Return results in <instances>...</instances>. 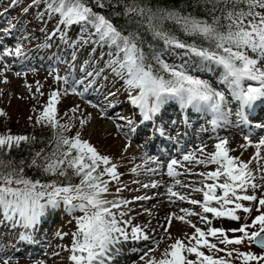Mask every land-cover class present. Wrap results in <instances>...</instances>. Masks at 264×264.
<instances>
[{"label": "snow or ice", "instance_id": "obj_1", "mask_svg": "<svg viewBox=\"0 0 264 264\" xmlns=\"http://www.w3.org/2000/svg\"><path fill=\"white\" fill-rule=\"evenodd\" d=\"M41 2L45 4L47 14L59 15L58 25L65 29L79 26L81 32L87 33L85 43L109 47L111 59L107 66L124 79L132 104L140 108L145 120H151L166 101L175 100L184 108L211 114L210 123L215 130L222 123H227L232 115L228 94L239 102L235 115L242 124L248 123L246 109L264 99V0H189L193 11L176 7L141 6L138 0H133L130 6H126L125 15L139 17L135 22L140 26L146 23V30L152 37L163 41L162 49L150 47L147 51L143 47L145 40L139 28L126 33L114 25L110 16L95 10L109 7L111 0H33L34 4ZM200 8L206 18L196 14ZM166 23L174 28L166 27ZM176 31L193 38L192 42L181 39ZM57 34L65 39L60 27L52 31L49 39ZM174 54L180 55L179 63H169L162 58ZM23 55L19 43L14 49L3 48L0 51V62H4L0 68V77H5V73L12 70V65L6 62L7 57L19 58ZM209 70H220L218 83L225 86L227 94L200 77L199 73ZM100 74L88 72L84 79H72L71 83L68 76L56 75L54 79L70 85V93L83 98L85 92L94 87L91 78L99 77ZM16 75L21 73L17 72ZM3 82H8L6 77ZM77 85H83V91H79ZM40 87L37 82L36 91L43 95ZM134 91L138 94L132 95ZM68 93L69 89L65 88L64 94ZM112 95L114 93L108 94L109 97ZM60 97L61 92L53 90L47 105L36 117L37 125H46L53 130L50 141L41 148L31 149V145L38 142L35 136L10 132L0 135V206L6 213H18L26 225L34 223L49 205L59 207L63 203L73 212L78 210L82 215L77 218V231L72 233L69 259L73 264H109L116 254L115 246L119 243L148 241L151 237L142 226L133 225L131 218L125 219L128 213L120 209L128 201L107 198L111 195L108 187L110 181L104 177L117 180V165L83 139L79 131L65 135L70 128L58 119L57 104ZM92 106L99 107L97 104ZM70 111L77 113L79 106ZM0 115L4 113L0 111ZM83 116L81 114L79 119L81 126L88 122ZM245 140L252 145L249 136H245ZM228 143L226 138H219L213 152H206V145L200 146L197 151L202 158L195 157L192 152L183 155V162L189 165L194 162L199 165H217L214 171L195 173L203 177L200 181L203 187H194L192 183L180 179L181 176L192 174L190 168L184 172L177 170L178 167H184L181 160L172 158L167 161L166 175L174 184L165 185L166 195L172 202H175L172 198H176L193 206L198 205L201 212L188 208H181V211L188 217H199L205 222L206 230L186 220L185 216L170 214L165 232L171 227L173 219L190 223L194 232L190 236L185 234L187 243L176 239L161 253V258L149 256L146 264H233L235 260H241L242 264H264V184L255 182L256 176L250 169L252 160L260 158L264 138L253 145L257 151L252 160L247 162L230 155L232 149L227 147ZM24 146L29 147L30 160L26 162L21 159L17 166L10 153L22 150ZM5 156L9 158L5 159ZM149 160L164 167L157 157H149ZM101 165L104 167L101 168ZM25 166L35 167L43 175L55 179L51 182L33 180L24 174ZM146 170L155 173L159 169L149 167ZM132 171L137 170L133 168ZM258 171L262 173L260 179L264 180V167ZM73 177L78 178L77 183L72 182ZM160 186L157 181L142 185L144 188ZM174 188L202 192L203 201L190 199L188 195L174 191ZM217 189L222 194H217ZM249 189L252 194H248ZM258 191L259 195L256 194ZM135 199L142 201L149 197L137 196ZM213 202L217 206H213ZM243 202L258 204L256 211L259 214L252 218L251 224L244 223L239 228L228 230L241 235L230 238L224 228L211 226L212 220L206 214L240 221L247 219L238 214V211H242L250 217L253 208ZM209 237L217 238L218 243L210 242ZM159 242L154 243L158 245ZM245 242L258 246L261 253L226 247ZM202 249H207L211 254H206ZM155 250L152 248L149 251ZM185 253L194 255L195 259H189ZM217 253L225 255L217 257ZM143 259L144 256L141 257ZM4 264H9L7 259Z\"/></svg>", "mask_w": 264, "mask_h": 264}, {"label": "rangeland", "instance_id": "obj_2", "mask_svg": "<svg viewBox=\"0 0 264 264\" xmlns=\"http://www.w3.org/2000/svg\"><path fill=\"white\" fill-rule=\"evenodd\" d=\"M32 1L33 0H21V2L24 3V7L23 9H21V11H16L13 9L8 10L7 12V10L5 9L7 8V5L10 3V1L6 4L5 0H0V18H5L7 17L8 13H10V15L14 17L13 21L15 19H18V25L16 26V30L18 29V31H16V35L21 37L19 40H16L13 45H11V48H15V46L19 43L22 45V52L24 53L22 57H13L12 60L10 57L6 58V62L12 65V70L5 73V77L8 81L7 83L3 82L5 77H0V111L4 113V115H0V128L2 127L1 125L4 124L5 126L10 127L11 130L22 131V133H25L28 128H30L33 124H36V117L40 115V113L43 111L44 106L47 105L49 94L53 90H59L61 92V97L57 104L58 119L61 123L68 124L70 128V131L65 133V135H72L74 131H79L82 135V138L88 140L94 147H96L100 154L110 157L111 162L117 165L119 178L117 180H111V178L108 176L104 177V179H108L110 181L108 187L111 195H108L107 198H123L127 193V189H124L127 185V174L128 172H133L131 168H128L127 163L133 161V157H129L127 154V150L124 149L123 141H125L126 138L122 140L120 139V137H123V133H121L123 129H132L131 131H133L135 125H137V123L139 122L138 119H140V115L139 112L137 113L138 106L132 104L129 96V90L127 89L124 79L116 75L111 70V68L107 66L108 61L111 59V57L109 56L110 49L107 45L101 47L91 42L85 43L84 41L88 39V35L87 33L81 32L79 30V26H73L66 29L63 28L62 25H58V21L60 19L58 14L56 16H51L46 13V6L43 2L34 4ZM19 5L22 6V4ZM56 27H60L62 29L63 33L65 34V39H61L60 34H57L56 36L49 39V35ZM25 50L26 52H24ZM162 58H164L169 63L173 61L179 63L181 59L179 54L170 56L164 55ZM24 59H28L29 62L21 63V61ZM14 63H17L16 67L13 66ZM3 64V62H0V68L3 67ZM74 69L78 70V72L81 70L82 72L80 74L74 73ZM17 72H20L21 75L17 76ZM88 72L101 73L99 77L91 78L93 79L94 87L89 88V91H96L101 96L106 95L108 97V99H105L103 103H97L99 107H95L94 112L96 111L98 113H102L107 109L108 106L112 105L113 110H116L118 107L119 108L117 110H121L118 112L115 111V113L113 114L114 116L109 119V122L115 128H112L111 126L108 128L98 125L94 126L90 122L91 119H89L85 126H81L79 124V119L81 118L82 113L81 108L83 107L82 105L88 103L89 100L85 99V97L81 98L78 95H69L70 89L68 94H64L65 88L63 86L65 84H63L62 82H57L54 79L56 75H59L68 76L69 78L73 77V79L75 80H81L86 77ZM207 72L213 73L216 76L217 74H219L218 71L211 70L201 73ZM201 78L207 80L203 76H201ZM208 80L212 82V80ZM37 82H39V85L41 86L40 91L43 93V95H41L40 92L36 91ZM117 83H121V87L118 90H114L116 89L115 84L117 85ZM29 85L31 86V88H29ZM79 87H81V91H83V87ZM123 89H125L128 93H126V95H121L122 97L119 96L118 99V95L121 91H123ZM109 93H114V95L109 97ZM136 94H138V92H132V95ZM80 98L82 101L80 100ZM238 104V101L234 103V105L229 104V108L232 109V113L234 115L235 109L238 107ZM77 106H79V111L73 114L70 109L76 108ZM182 108L183 107L181 106L180 115L182 117V120L188 123L190 120L186 119L185 116H183ZM263 115L264 114L259 113L258 117L254 116L258 119L256 122L260 124H245L248 127V130H250V125L256 126L258 128L259 132L254 133L256 134L254 136L264 135ZM129 121L131 123H129ZM229 124L233 125V127L237 126L234 125L233 121H229ZM257 125L260 126L258 127ZM147 132L149 131L147 130ZM153 132L155 133V135L159 134V132L157 131ZM162 132H164L165 135V131L162 130ZM238 132L239 131L238 129H236V127L234 130L230 131V133H236L241 136L243 135L244 137L245 132ZM166 135H168V138H170V140H173L172 136L169 135V133L166 132ZM143 137L144 136L141 137L140 141H132V146L135 149L141 150L144 148L147 140H143ZM177 138V142L181 143V140L179 139L180 136H177ZM260 138L262 137L251 139V141L255 140L254 142L256 143ZM216 141H218V139ZM247 142L248 141H245L241 138L237 139L234 142V146L235 148L238 147V152H241L242 154H234L232 156L240 157L242 160L244 159L243 161L245 162H247V159L250 158L251 154H254V157L257 151L253 146L255 143L252 141V145H247ZM158 145L160 146L162 152L165 153L167 151V149H165L166 147L164 148L165 145ZM214 150L215 149H212L211 151L213 152ZM147 152L154 153L149 150H147ZM184 154H186V151L183 153V155ZM260 156H264V149H261ZM195 157L202 158V156L198 155H196ZM135 158H138V160L142 161L138 155H136ZM157 158L162 162L161 157ZM256 161L258 163L256 162L254 165H250V169L256 176L255 182H261V184H264V180L260 179L262 173L258 171V169L264 167V157H262L261 159L259 158ZM154 164L155 165L153 166L155 167L158 165L156 163ZM159 166L160 165H158V167ZM103 167L104 165H101V168ZM215 169L216 167L214 166V164L195 165V167L191 169V172L193 174L194 172H209L214 171ZM140 176L141 175H139V177ZM139 177L135 176L133 179L137 180ZM158 178L160 177H157L156 179ZM180 179H182V181L184 182H187L188 180V178ZM198 179L201 181L203 180V177H199ZM149 182H152V178L149 176H144V179L141 181V186L146 183L150 184ZM205 183L208 182L205 181ZM117 189H120V191H117ZM174 191H176V189ZM190 192V189H186V192L181 191L182 194L188 195L190 199H194V194L191 195ZM217 194H222L221 190H218ZM248 194H252L251 189H249ZM256 194L258 195V193ZM135 197H137V195L132 194L130 198L125 197V199H118L117 201H129L130 199L134 201L136 200ZM200 201L202 202L203 199ZM243 203L246 206H252L253 211L250 217L248 216V214H245L242 211H238V214L243 217H247V219L232 221L227 218L218 219L214 217L216 224L212 227L224 228L230 238L234 235H241L240 233L233 234L228 230L239 228L244 223L251 224L252 218L259 214L256 211L258 204H255L254 202ZM142 204L143 203H140L139 205ZM128 206L132 205L128 204ZM180 206L177 207L174 205L170 207L169 210L181 211V208H188L189 204L183 205L182 207ZM213 206H217L215 205V202H213ZM1 207L2 206H0V208ZM198 208L196 209L189 206L188 209L195 212H201L199 206ZM61 209L64 210V212L60 213ZM65 210L67 211V213ZM113 211L116 210L114 209ZM126 212L128 213V217L131 216L134 222L141 224L145 223V219L141 218V216L139 215H136L135 211L130 210V212ZM80 215H82L81 212H79L78 210L73 212L69 210L67 206L63 205V203H61L59 207H52L49 205L45 208L44 212L37 218L34 223L26 225L23 221V218L20 217L18 213L0 212V219H10L9 227L0 228V236L2 235L0 246L6 248L4 253L0 254V264H4L5 259L8 260L9 264H73V262L69 259L71 255L70 249L73 239L72 233L77 231V218ZM184 216L186 220H189L191 221V223H195L198 226V223L196 221H192V219H190L186 215ZM164 228L165 226L163 227L162 235L159 238L162 247H156L155 245L153 246L152 244H150L146 246L144 250L140 252V254H136L130 259L128 258L125 264H146L149 256L159 259L161 258V253L165 249H167L171 243H174L176 239L184 240L185 243H187L185 234L190 236L194 232V229L191 227L190 223L182 222L179 220L176 224L171 225L166 234ZM251 230L253 229H250L249 231ZM24 235H26L27 237L35 236L38 241H42V247L38 250H35V255L31 253V257L27 256L30 255L29 251L33 249H30L29 251L25 250L22 253L9 254V250H16V248L19 246L20 240L23 239L22 236ZM217 241L218 240L216 239V241L212 243H218ZM137 244L139 245V241L136 242V245ZM219 246L225 247L224 245ZM154 247L156 249L155 251H149ZM226 247L229 249L238 248L242 252L251 251L257 254L261 253V249L258 246L254 244L249 245L247 242L242 245H228ZM117 248L118 246H116V249ZM202 250L205 251L206 254H211L207 249ZM136 253H139V250ZM145 253H148V255H145ZM185 255H187L189 259H195V256L192 254L185 253ZM216 255L217 257H219L225 255V253H217ZM142 256H144L143 260H141ZM113 259L114 258L109 261V264L116 263V260ZM233 264H242V261L235 260ZM250 264H256V262H250Z\"/></svg>", "mask_w": 264, "mask_h": 264}, {"label": "bare ground", "instance_id": "obj_3", "mask_svg": "<svg viewBox=\"0 0 264 264\" xmlns=\"http://www.w3.org/2000/svg\"><path fill=\"white\" fill-rule=\"evenodd\" d=\"M28 62H29L28 59H24L22 61V63H28ZM16 64L17 63H14L13 66L16 67L17 66ZM217 71L219 73V74H217V76L213 73H210V72L199 73V75H200V77L201 76L205 77L207 80L208 79L212 80V82L209 80L208 81L210 83H212L214 87H218V89L224 90L227 94V89H225V86L218 83L219 79H220V70H217ZM77 72H78V70L74 69V73H77ZM72 79H73V77H70V82ZM79 86L83 87V85H79ZM63 87L66 88V85H64ZM120 87H121V83L120 84L117 83V85L115 84L116 89H114V90H118V89H120ZM126 93H128V92L125 89H123V91H121L119 93L118 99H119V96L122 97L121 95H126ZM69 95H74V94L69 93ZM84 97H85V99L89 100V102L82 105L83 107L81 108V110H82L81 114H84L83 118L86 119L87 121H89V115H90V119H91L90 122L92 123V125L104 126L107 128L111 126L112 128H115L109 122V119L114 116L113 114L115 113V111H117V112L121 111V110H117L119 107L116 110H113L112 109L113 105H112V106H108L107 109L104 110L102 113H98L96 111L94 112L95 107H93L92 105L97 104V103H99V104L103 103L105 101V97H107V96L106 95L101 96L96 91L91 92L88 90L87 92H85ZM81 98H80V100H81ZM228 99L230 101V103H229L230 105H234V103L237 102L234 99H232L230 94H228ZM101 105H103V104H101ZM178 107H179V109L181 108V105L179 104V102H177L175 100H168L164 104L161 105L159 112L156 113L151 120H145L143 118L142 111L138 107V112L140 115L139 121H141V123L135 125V128L133 129V131H131L132 129L131 130L123 129L121 131V133H123V137H120V139L123 140L126 138L125 141H123L124 149L127 150V154L129 157L130 156L133 157V161L128 162L127 166H128V168H131V169L136 168L137 171L136 172H128L127 180H126L127 185L124 188V189H127L126 190L127 193H126V195H124L123 198H108V199L118 200V199H125V197L130 198L132 194H135L137 196L148 195L149 199L142 200V201H140V200H134L133 201L130 199L127 204L121 206L120 210L121 211H128V212H130V210L135 211L136 215H139V216H141V218H144L145 223L141 224V223L134 222L132 220V217L130 216L133 225L142 226L144 231L150 235L151 239L148 241L140 240L139 245L138 244L136 245L137 241H135V242L129 241V242H124V243H119L118 245H116V246H118V248H117L116 254L113 257L116 260L115 264H125V262L127 261L128 258L130 259L131 257H134L136 254H140V252H142L144 250V248L150 244H152L153 246L155 245L156 247L157 246L162 247V244L160 242L158 245L155 244L154 242L159 241V238L163 232V227L166 226V224H167V217L170 214H175V215H180V216L186 215L182 211H176V210L170 211L169 210L170 207H172L174 205L178 207L180 205L183 206V205H186L189 203H187L186 201L176 200V198H172V200L175 201V202H172L169 200L168 196L166 195V186L165 185L174 184V181L171 178L167 177V175H166V163L168 160H170L172 158H176V159L181 160V162L184 164V167L183 168L178 167L177 170L184 172L188 168L192 169L195 167V165H199V164H196L195 162L191 165L187 164V162H183L182 158H183V153L185 151H186V154L188 153V150H189V152H192L194 154V156H196V155L201 156V153L197 151V149L200 146L206 145L205 150H206V152H208V151H211L212 149H214L215 143L218 142V141H216L217 139L226 138L229 141L227 147L232 149V151L229 154L230 155L242 154L241 152L240 153L238 152L239 148L238 147L235 148V146H234V142L237 139L241 138V139L245 140V136H249L250 139H257L259 137L264 138V135L254 136V135H256L254 133L259 132L258 128L256 126L250 125V130H248V127L245 124L240 123L238 121V118L236 117V115H234L233 113L231 116H229L227 123H222L219 127H216L215 130H213V126L210 123V121L212 119L211 114L200 113V112H197L191 108H184V110H183L184 115L186 118H188L190 120L187 123V122L180 120ZM105 113H106V115H105ZM259 113L264 114V99H261V100L255 102L251 108L246 109V115L248 116V123L249 124H252V123L253 124H255V123L260 124L258 122H255L257 120L249 118L251 116L258 117ZM261 118H262V116H261ZM186 121H188V120H186ZM229 121H233L234 125H237V126L233 127V125L229 124ZM235 127H236V129H238V131H239L238 133L245 132L244 137H243V135L241 136V135L236 134V133H230V131L234 130ZM144 130H146V131H144ZM147 130L149 132H147ZM162 130L165 131V135H164V132H162ZM153 131H157V132H159V134L155 135V133ZM166 132L172 136L173 140H170V138H168V135H166ZM142 133H145V134H142ZM142 136H144L143 140H145V139L147 140L146 144L144 145V148L141 150L135 149L132 146L133 145L132 141L133 140L140 141ZM177 136H180L179 139L181 140V143L177 142V139H178ZM252 141L254 142L255 140H252ZM158 144L165 145L164 148L166 147L165 149H167V151L165 153L162 152V150L160 149V146ZM247 145H249L248 142H247ZM129 146H131V147H129ZM147 150L152 151L154 153H148ZM136 155H138L142 161L138 160V158L136 159L135 158ZM253 155L254 154H251L250 158L247 159V161L252 160ZM154 156L162 158V162H163L164 167H161V166L158 167V165L156 167L153 166L155 164L149 160V157H154ZM262 157H264V156H260V159ZM256 162H257L256 160H252V163L250 165L252 166ZM214 166L217 167V165H214ZM149 167L158 168L159 170L155 173H149L146 170ZM201 172H204V171H201ZM195 173L196 172H194L191 175L181 176L180 178H188L187 183H192L194 187H203V185L200 183V180L198 179L201 176L195 175ZM139 175H141V176L139 177ZM135 176H138L139 178L137 180H134L133 178ZM144 176L151 177L152 182L157 181L160 183L161 186L157 187V188H151V187L144 188V187H142L141 181L144 179ZM157 177H160V178L156 179ZM207 182L213 183V181H207ZM149 183L151 184V182H149ZM257 184H261V182H259ZM175 189L180 191V192L181 191L186 192V189L174 188V190ZM218 190L219 189H217V191ZM257 193H258V195L260 194L259 191ZM190 194L191 195L194 194V199H197V200L203 199L202 193H197V192L194 193L191 191ZM140 203H143V204L139 205ZM128 204H131L132 206H128ZM182 206H180V207H182ZM189 206L194 207L196 209L198 208V206H193L191 204H189ZM189 206H188V208H189ZM62 212H64V210L61 209L60 213H62ZM66 213H67V211H66ZM206 215L208 216L209 219L212 220L211 226H214L216 224V222H215L212 214H206ZM130 217L127 216V217H125V219L130 218ZM189 218L192 219V221L193 220L196 221L198 223V227H201L202 229L206 230L205 222L200 220L199 217L191 216ZM9 220L1 218L0 219V228L9 227V224H10ZM177 221L178 220L173 219L171 225L176 224ZM3 226H6V227H3ZM128 227L130 228V226H128ZM165 234H166V232H165ZM216 239L217 238L209 237L210 242H215ZM33 250H35L34 247H33ZM138 250H139V253H136Z\"/></svg>", "mask_w": 264, "mask_h": 264}, {"label": "trees", "instance_id": "obj_4", "mask_svg": "<svg viewBox=\"0 0 264 264\" xmlns=\"http://www.w3.org/2000/svg\"><path fill=\"white\" fill-rule=\"evenodd\" d=\"M133 0H111V4L109 7L101 10L96 8V11H102L106 15L111 17L112 22L118 28L124 29L125 32L134 31L139 28L140 33L144 37L145 43L143 45L144 49L147 51L150 47L156 50L162 49L163 41L154 39L152 34L147 31V24L145 23L143 26L138 25L135 21L139 20V17L125 15L126 6H130ZM138 3L143 6L147 5L149 7H176L179 9H184L187 11H193L192 7L189 5V0H138ZM196 14L199 15L201 18H206L203 9H197ZM166 27L174 28L173 25L170 23H166ZM176 34L184 40H188L192 42L193 38L185 36L182 32L176 31ZM199 43V41H197ZM207 46V45H205ZM0 128V135L11 133V134H23L29 136H35L37 138V143L31 145V149L36 150L43 146L50 141L51 137L53 136V130L48 126L44 125H37L33 124L25 133L22 131H15L11 130L10 127L5 126L4 124L1 125ZM10 157L16 162L17 166H19V161L21 159H25L26 162L30 160V151L28 146H24L22 150H13L10 153ZM5 159H8L9 156H5ZM24 174L33 179H39L41 182H51L55 177L50 175H43L41 172L37 171L35 167H24ZM63 179V178H61ZM73 183L78 182V178H72Z\"/></svg>", "mask_w": 264, "mask_h": 264}]
</instances>
